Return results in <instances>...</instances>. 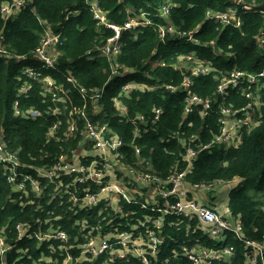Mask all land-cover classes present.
I'll list each match as a JSON object with an SVG mask.
<instances>
[{"label": "trees", "instance_id": "1", "mask_svg": "<svg viewBox=\"0 0 264 264\" xmlns=\"http://www.w3.org/2000/svg\"><path fill=\"white\" fill-rule=\"evenodd\" d=\"M6 1L0 0L2 41L10 52L26 57L19 62L0 57V141L18 154L21 163L27 167H50L62 153L69 154L70 159L82 154L84 123L78 119L77 131L68 135L67 116L70 109L83 106L85 101L67 81L68 77L80 87L104 89L101 100L88 102L87 112L95 124H106L112 135L123 140L119 151L121 162L125 165H136L141 161L144 165L149 163L147 170L166 178L187 171L188 163L184 158L193 135L197 137L193 144L197 149L220 132L217 113L220 104L228 107L246 105L243 89H229L225 96L218 98L205 118L198 112L184 117L183 91L172 95L161 89L136 90L123 98L120 97L122 86L131 81L146 88L178 86L184 75L174 71L173 66L180 57L195 55L216 71L194 79L193 90L203 98H210L216 92L218 77L234 69L258 73L264 67V45L259 46L256 40L263 26L259 15L244 14L241 29L206 20L209 10L226 11L231 6L226 0H30L19 15L4 19L1 6ZM89 1H97L109 21L115 24L123 25L131 16L141 13H148L152 19L153 25L149 27L123 32L122 53L114 62V66L119 67L117 75H112L111 63L106 58L96 52L87 55L111 35V31L98 28ZM249 1L261 3L263 0ZM164 4L171 8L168 19L158 15ZM41 20L51 23L55 31H62L64 35L63 45L58 48L57 70L48 72L64 86L58 101L38 83L27 93L20 94L22 88L32 82L23 70L42 66L32 55L43 33ZM166 23L185 32L198 30L195 37L199 43L171 38L162 41L158 28ZM162 61L166 66H162ZM254 94L258 98L255 116L259 126L245 131L236 147L227 150L220 145L199 152L187 171L186 182L194 185L239 180L238 186L230 192L229 209L232 216L242 222L246 239L264 243V86L261 90L254 87ZM116 99L128 108L127 116H121ZM16 102L21 115L16 114ZM57 109L60 113H56ZM155 109H162L163 114L153 124ZM32 112L40 115L33 116ZM140 115L150 119L148 131L144 125L133 123ZM56 124L60 125L59 129L52 133ZM137 128L139 133L136 135ZM84 148L93 149L92 146ZM93 159L82 161L88 165ZM84 187H79V193ZM53 191V185L46 186L40 198L32 193L29 196L14 193L6 176L0 172V230L6 229L10 243L15 246L8 254L7 264H63L68 253L79 258L81 250L78 247L90 237L129 231L134 225L161 217L160 212L144 208V202L123 200L118 203L123 210L121 214L106 202L88 210L75 209L68 197L51 200ZM72 191L77 188L73 187ZM19 223H29L32 233H47L51 229L65 231L69 240L67 243L41 241L33 235L19 241L16 230ZM149 225L152 227L151 223ZM161 237L165 242L156 259L158 264H191L182 256L183 246H234L232 257L215 264H245L247 250L244 244L233 236L222 243L211 239L199 229L197 219L165 215ZM109 255L104 254L96 260L88 258L77 264H140L136 259L130 262L117 259L111 263Z\"/></svg>", "mask_w": 264, "mask_h": 264}, {"label": "built area", "instance_id": "2", "mask_svg": "<svg viewBox=\"0 0 264 264\" xmlns=\"http://www.w3.org/2000/svg\"><path fill=\"white\" fill-rule=\"evenodd\" d=\"M30 0H8L1 6V15L4 19L19 15L27 7ZM230 7L226 11L209 10L206 13V20L213 21L223 27H233L241 29L243 26V15L254 13L263 19V26L256 36L259 46L264 45V0L261 3L249 0H226ZM90 10L96 20L98 28H105L111 31L102 43L89 51L87 55L96 52L99 56L106 58L112 66V75L119 74V67L114 66V62L122 53V35L124 31L140 30L153 25L152 19L148 13L131 16L123 25L115 24L109 21L107 13L101 8L97 1H89ZM171 13L169 4H164L159 9L158 15L163 19H168ZM43 33L39 45L35 48L32 55L42 64L39 68L26 67L23 74L32 82L27 83L20 91L21 95L27 93L35 83L42 85L43 90L52 95L53 100H61L59 97L65 89L63 85L52 78L48 72L57 70L59 52L58 48L63 45L64 35L62 31H55L54 26L42 21ZM195 31L185 32L173 24H162L158 28L160 39L165 41L168 38L173 40H186L197 44ZM0 57L14 58L17 62L23 60L25 55H15L2 41L0 34ZM162 66L166 62L162 61ZM174 71L181 72L184 79L180 85H159L157 87L146 88L137 82L131 81L122 86L120 97H129L136 90L145 91L149 89L165 90L169 94L184 92V117L198 112L202 117H208L211 113L214 103L219 97L227 94L229 89H243V97L247 100L246 105L242 107L218 106V123L220 132L215 134L213 139L206 145H202L198 150L193 147L197 137L193 135L186 149L184 160L188 163L187 171L192 167L193 160L199 152L214 146H224L227 150L240 144L245 131H251L259 126V119L255 116L256 108L259 106L258 98L254 94V87L261 90L264 86V67L258 73L234 69L222 77H218V85L214 97L203 98L193 90L194 79L200 76H209L216 72L215 69L195 55L180 57L173 66ZM127 71V70H126ZM126 71L122 74H125ZM67 81L75 86L85 101L83 106H76L69 110L67 116L68 135L75 133L78 129V119L84 123L83 131V151L81 156H75L70 159L69 154L58 155L50 167H27L21 163L18 154L10 151L6 144L0 141V172L6 176L7 184L14 193H24L29 196L31 193L36 198H40L48 185L54 186L51 194V200L68 197L69 202L76 209L88 210L97 207L100 203L106 202L109 205L117 203V208L113 209L117 213L123 210L118 206L121 200L127 203L144 202L142 206L152 211L161 213V217L147 222H141L134 225L131 230L120 233H112L105 237H90L87 242L80 245L81 250L79 258H74L68 253L63 264H77L88 258L96 260L104 254L109 255V262L117 259L127 262L136 259L140 264H158L157 256L160 247L165 239L161 237L163 227V218L165 215H173L197 219L199 229L206 232L209 237L220 243L227 241L233 236L239 242L245 245V264H264V243L246 239L243 233V224L240 219L227 218L220 210L214 207H208L199 204L197 201L189 198V192L186 189L187 171L174 173L166 178L147 170L149 163L143 164L141 161L136 165H125L119 158V151L123 147V140L112 135L106 124H95L87 112L89 101H99L104 96V89L80 87L76 81L68 77ZM214 98V99H213ZM116 107L121 116L128 115V108L116 99ZM17 115H21L19 103H15ZM56 113H60L57 109ZM33 116L40 115L37 112L31 113ZM163 114L162 109L153 111V124L160 120ZM144 125L146 131L150 127V119L144 115L134 118L133 123ZM56 124L51 132L55 133L59 129ZM139 129H136V135ZM92 146V150L85 149V146ZM137 154L140 150L136 149ZM94 159L90 164H84L82 159ZM119 159L123 169H126L125 176L129 179V185L121 182L118 176L112 173L114 160ZM25 168H29L26 171ZM33 172V173H32ZM68 180V183L66 181ZM42 181L47 182L46 184ZM133 186L131 187V183ZM135 183V184H134ZM140 183L149 187V190L140 188ZM232 181L217 180L209 183H198L191 185L194 190L205 189L211 191L216 185H227ZM79 193V187H83ZM76 187L77 191H72ZM94 187V188H93ZM149 198H145V193ZM148 192L152 193L149 194ZM153 197V198H151ZM32 203V202H31ZM229 212H231L229 210ZM152 224V227L149 225ZM18 240L35 235L42 240H56L67 243L69 237L65 231L51 229L47 233H32V227L29 223H19L16 226ZM35 232V231H34ZM15 246L10 243L6 234V229L0 230V264H7L8 254L13 251ZM201 252H197L194 247L183 246L182 256L191 264H215L218 261L228 260L234 255V246H221L220 248L200 247ZM178 256V253H175Z\"/></svg>", "mask_w": 264, "mask_h": 264}, {"label": "rangeland", "instance_id": "3", "mask_svg": "<svg viewBox=\"0 0 264 264\" xmlns=\"http://www.w3.org/2000/svg\"><path fill=\"white\" fill-rule=\"evenodd\" d=\"M258 102V100L256 101ZM89 146V145H87ZM91 153H96L95 150H92ZM112 173L118 176V179L121 182H125L127 184V186L129 185V179L126 178L124 172H123V166L121 164V162L119 161V159H115L114 160V166H113V170ZM135 184V183H134ZM131 187L133 186V182L130 185ZM226 188L225 186H220V185H216L215 188L213 189L212 192H207V191H200V192H196V194L199 195V193H202L204 195V198L202 199L203 202L205 204H207L208 206H217L220 207L222 210H225V206L228 204L229 202V196L226 193ZM145 193V198H149L147 196V192L144 191ZM195 194V196H196ZM198 201L201 202L198 198ZM110 207L112 209H116L117 208V203L110 205ZM94 237V236H93Z\"/></svg>", "mask_w": 264, "mask_h": 264}, {"label": "crops", "instance_id": "4", "mask_svg": "<svg viewBox=\"0 0 264 264\" xmlns=\"http://www.w3.org/2000/svg\"><path fill=\"white\" fill-rule=\"evenodd\" d=\"M123 172H124V174L126 173V169H123ZM240 183V181L239 180H232V183H230V184H227V185H220V186H225V187H227L226 188V193H227V195L228 196H230V192H231V190H233L234 188H236L237 186H238V184ZM140 188H142L143 190L144 189H147V190H149V187L146 185H144L143 183H140ZM186 189H187V191L189 192V198L190 199H193V200H195V201H197L199 204H201V205H204V206H208L207 204H205L204 202H203V198H204V195L202 194V193H199V195L198 194H196V192H200V191H207V192H212L213 191V189L211 190V191H209V190H205V189H200V190H194L193 188H192V186H191V184H188L187 186H186ZM149 194H151V196H153L152 195V193H150V192H148ZM195 194H196V196H195ZM151 198H153V197H151ZM198 198H199V200L201 201V202H199L198 201ZM229 204H230V198H229V202H228V204L225 206V210H222L220 207H217V206H215V205H213V206H208V207H214V208H217L218 210H220L227 218H234L233 216H232V214H231V212H229ZM204 234H206V235H208L206 232H204ZM209 236V235H208ZM196 250H197V252H201L200 250H201V248H200V246H198V247H194ZM223 261H225V260H223Z\"/></svg>", "mask_w": 264, "mask_h": 264}]
</instances>
